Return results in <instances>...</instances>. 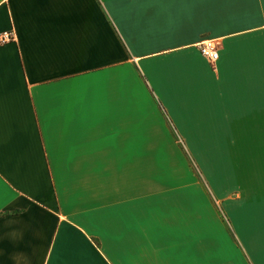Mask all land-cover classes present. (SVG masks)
Instances as JSON below:
<instances>
[{
	"label": "crops",
	"instance_id": "crops-1",
	"mask_svg": "<svg viewBox=\"0 0 264 264\" xmlns=\"http://www.w3.org/2000/svg\"><path fill=\"white\" fill-rule=\"evenodd\" d=\"M9 30L0 264H264V0H0ZM195 144L235 155L207 189Z\"/></svg>",
	"mask_w": 264,
	"mask_h": 264
},
{
	"label": "rangeland",
	"instance_id": "rangeland-1",
	"mask_svg": "<svg viewBox=\"0 0 264 264\" xmlns=\"http://www.w3.org/2000/svg\"><path fill=\"white\" fill-rule=\"evenodd\" d=\"M191 134L185 135L188 137V144L185 142V140H182V137L180 136V139H178L179 144L188 145L191 146ZM183 145V146H184ZM207 145L201 146L199 144H195L194 149H185L184 151L189 158L190 162L192 163V168L194 169L195 173H199L201 183V189H207V186L205 182L203 181L202 177L206 176L208 174V169H211L212 175H223L224 172L228 173V171L233 168V159L234 154L233 150L228 149H208ZM212 145V144H211ZM235 152V151H234ZM249 154V153H248ZM242 156V155H240ZM182 155L178 150L169 149L168 150V159L169 161H172L173 164H175L176 159H181ZM185 158V157H184ZM224 160H226V165H224ZM220 164H219V163ZM186 163V161H185ZM212 163L213 166H209V164ZM214 163L216 165L214 166ZM192 170V169H191ZM192 172V171H191Z\"/></svg>",
	"mask_w": 264,
	"mask_h": 264
},
{
	"label": "built area",
	"instance_id": "built-area-1",
	"mask_svg": "<svg viewBox=\"0 0 264 264\" xmlns=\"http://www.w3.org/2000/svg\"><path fill=\"white\" fill-rule=\"evenodd\" d=\"M14 38V34L11 30L3 31L0 33V44L8 42ZM219 42L216 39H206L201 41L197 48L199 53L207 59L210 63H213L218 56Z\"/></svg>",
	"mask_w": 264,
	"mask_h": 264
}]
</instances>
